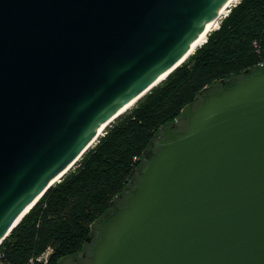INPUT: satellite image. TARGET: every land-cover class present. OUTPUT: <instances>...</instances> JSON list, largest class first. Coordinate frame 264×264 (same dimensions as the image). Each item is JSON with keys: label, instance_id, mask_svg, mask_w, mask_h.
Here are the masks:
<instances>
[{"label": "water", "instance_id": "water-1", "mask_svg": "<svg viewBox=\"0 0 264 264\" xmlns=\"http://www.w3.org/2000/svg\"><path fill=\"white\" fill-rule=\"evenodd\" d=\"M228 1L0 0V244ZM91 228L61 264H264V63L161 125Z\"/></svg>", "mask_w": 264, "mask_h": 264}, {"label": "trees", "instance_id": "trees-1", "mask_svg": "<svg viewBox=\"0 0 264 264\" xmlns=\"http://www.w3.org/2000/svg\"><path fill=\"white\" fill-rule=\"evenodd\" d=\"M223 19V18H222ZM264 63V0H240L181 66L121 114L2 241L9 264L52 248L51 264L81 254L91 225L111 209L152 146L205 86L235 80ZM92 147V148H91ZM137 157V159H135Z\"/></svg>", "mask_w": 264, "mask_h": 264}, {"label": "bare ground", "instance_id": "bare-ground-1", "mask_svg": "<svg viewBox=\"0 0 264 264\" xmlns=\"http://www.w3.org/2000/svg\"><path fill=\"white\" fill-rule=\"evenodd\" d=\"M240 0H229L226 7H224L222 9V11L220 12V14L218 15V17L213 20L206 28L203 32H201L195 39V41L193 42V44L191 45V47L189 48V50L187 51L185 57H184V61L192 54L195 52V50L201 46L202 43H204L207 39V35L213 30L219 27V23L221 21L222 18H224L225 16H227V14L229 13L231 7H233L234 5H236ZM166 74L162 75L161 77H159L157 80H155L151 86L154 87L158 84H160L163 79L165 78ZM136 102L133 101L130 104H128L127 106H125L122 110H120V112H118L116 115H114L110 121H108L104 126H102V128L98 131V133L96 134V136L94 137V139L92 140V142L90 143L89 147L92 146L97 140L98 138L103 134V132L105 131V129L107 128L108 125H110L111 122H113V120H115L117 118V116L121 113L126 112L127 110L131 109L134 104ZM80 159V158H79ZM78 159V160H79ZM77 160V161H78ZM75 165V164H74ZM74 165H72L70 168H72ZM70 168L68 169V171L70 170ZM67 174V172L63 175L60 176L58 178H56L55 183L60 181L65 175ZM38 202V198L35 199L34 201H32L22 212L21 214L17 217L15 224L17 225L21 219L31 210V208Z\"/></svg>", "mask_w": 264, "mask_h": 264}, {"label": "built area", "instance_id": "built-area-1", "mask_svg": "<svg viewBox=\"0 0 264 264\" xmlns=\"http://www.w3.org/2000/svg\"><path fill=\"white\" fill-rule=\"evenodd\" d=\"M137 159V157L135 158ZM1 245V244H0ZM53 250L48 247L44 252L31 256L26 264H51ZM0 264H9L5 252L0 248Z\"/></svg>", "mask_w": 264, "mask_h": 264}, {"label": "rangeland", "instance_id": "rangeland-1", "mask_svg": "<svg viewBox=\"0 0 264 264\" xmlns=\"http://www.w3.org/2000/svg\"><path fill=\"white\" fill-rule=\"evenodd\" d=\"M231 9H232V7H231ZM231 9H230V11H231ZM224 18H225V17H224ZM224 18H223V19H224ZM223 19H221V20H223ZM213 30H214V29H213ZM136 104H137V102H136ZM136 104H134V105H136ZM114 121H115V120H114ZM114 121H113V122H114ZM111 123H112V122H111ZM111 123H110V124H111ZM104 133H105V131L103 132L102 136L104 135ZM97 142H98V140H97ZM97 142H96V143H97ZM96 143H95V144H96ZM95 144H94V146H95ZM94 146H92V147H94ZM92 147H91V148H92ZM70 169H71V168H70ZM69 171H70V170H69ZM69 171H68V172H69ZM68 172H67V173H68ZM74 256H75V255H72V256H69V257L65 258L63 261H61V263H62V262H65V261H69V260H70L72 257H74ZM61 263H60V264H61Z\"/></svg>", "mask_w": 264, "mask_h": 264}, {"label": "flooded vegetation", "instance_id": "flooded-vegetation-1", "mask_svg": "<svg viewBox=\"0 0 264 264\" xmlns=\"http://www.w3.org/2000/svg\"><path fill=\"white\" fill-rule=\"evenodd\" d=\"M80 257V254L78 255V257H74V259H73V261H79V258ZM69 262H71V261H69ZM69 262H67V263H69ZM63 264H66V263H63Z\"/></svg>", "mask_w": 264, "mask_h": 264}]
</instances>
